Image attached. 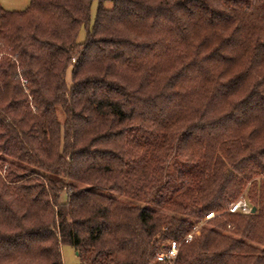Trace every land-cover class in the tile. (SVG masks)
Masks as SVG:
<instances>
[{
	"label": "trees",
	"instance_id": "trees-1",
	"mask_svg": "<svg viewBox=\"0 0 264 264\" xmlns=\"http://www.w3.org/2000/svg\"><path fill=\"white\" fill-rule=\"evenodd\" d=\"M93 1L0 5V264H264V0Z\"/></svg>",
	"mask_w": 264,
	"mask_h": 264
},
{
	"label": "rangeland",
	"instance_id": "rangeland-1",
	"mask_svg": "<svg viewBox=\"0 0 264 264\" xmlns=\"http://www.w3.org/2000/svg\"><path fill=\"white\" fill-rule=\"evenodd\" d=\"M31 3V0H0V5L7 11H23L25 10ZM105 6L110 8L112 7V3L111 2H106ZM98 7H99V1L98 0H94L91 6V16H90V27L93 25L95 19H96V14L98 11ZM87 36V30L85 27H83L80 31V34L78 36V40L79 41H83L86 39ZM69 74V73H68ZM69 76V75H68ZM70 79V76H69ZM67 189L63 190L61 192V200L65 201L67 199V194L66 191ZM246 196L241 194L240 198H245ZM237 199V200H238ZM247 202H249L246 199ZM218 213H214V216L211 218H205V221L199 223L196 225V229H195V233H194V237L199 236L201 234V229L203 227V225L206 223V221L208 219H213L215 216H217ZM61 253H62V260L64 264H78V257L76 254V250L69 244H63L61 246Z\"/></svg>",
	"mask_w": 264,
	"mask_h": 264
},
{
	"label": "built area",
	"instance_id": "built-area-1",
	"mask_svg": "<svg viewBox=\"0 0 264 264\" xmlns=\"http://www.w3.org/2000/svg\"><path fill=\"white\" fill-rule=\"evenodd\" d=\"M252 207L249 202L246 201L244 198H240L233 203L230 204L228 211L231 213H249L251 212ZM214 216V213L211 212L207 215V218H211ZM194 233L192 232L188 234L185 238V242H189L194 238ZM181 243L176 240H171L167 243L165 249L160 250L157 253V261L162 264H175V259L178 254V250L180 248Z\"/></svg>",
	"mask_w": 264,
	"mask_h": 264
},
{
	"label": "water",
	"instance_id": "water-1",
	"mask_svg": "<svg viewBox=\"0 0 264 264\" xmlns=\"http://www.w3.org/2000/svg\"><path fill=\"white\" fill-rule=\"evenodd\" d=\"M255 211H256V208L253 207L252 210H251V212L254 213Z\"/></svg>",
	"mask_w": 264,
	"mask_h": 264
}]
</instances>
